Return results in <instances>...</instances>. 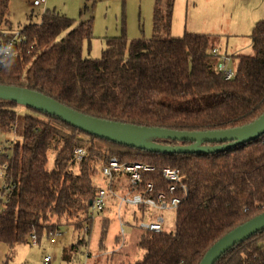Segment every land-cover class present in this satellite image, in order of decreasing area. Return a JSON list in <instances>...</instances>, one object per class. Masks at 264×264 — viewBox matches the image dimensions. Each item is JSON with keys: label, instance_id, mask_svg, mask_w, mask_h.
Returning a JSON list of instances; mask_svg holds the SVG:
<instances>
[{"label": "trees", "instance_id": "obj_1", "mask_svg": "<svg viewBox=\"0 0 264 264\" xmlns=\"http://www.w3.org/2000/svg\"><path fill=\"white\" fill-rule=\"evenodd\" d=\"M172 4L164 0L161 22L159 5L154 11L156 26L165 31ZM8 12L9 0H0V32L12 29ZM21 30L29 51L25 47L21 56L5 60L0 84L40 92L86 115L137 126L211 131L248 124L264 112V19L249 34L251 53L234 55L238 60L229 79L216 68L213 34L185 31L177 38L128 39L122 26L121 34L105 37L100 55L91 57L84 55V46L90 50L92 18L76 23L48 8L38 24ZM210 97V104L201 105ZM17 106L0 99V133L15 129ZM24 107L31 114L22 117L21 134L10 144L12 155H0V166L14 184L0 211V242L8 246L39 242L44 232L59 231L64 220L77 229L89 227L91 202L104 179L102 166L113 156L121 163L152 167L140 170L134 191L151 184L147 194L154 198H181L174 232L141 230L138 245L145 254L130 264H200L220 237L264 212V135L218 153H158L90 135L55 115ZM77 147L83 153L75 158ZM51 149L55 155L48 169ZM166 167L179 170L188 188L185 198L180 189L170 191L171 183L162 175ZM144 207H137L134 221L143 219ZM103 222L107 233L110 217ZM1 264L11 263L6 259ZM213 264H264V228Z\"/></svg>", "mask_w": 264, "mask_h": 264}, {"label": "rangeland", "instance_id": "obj_2", "mask_svg": "<svg viewBox=\"0 0 264 264\" xmlns=\"http://www.w3.org/2000/svg\"><path fill=\"white\" fill-rule=\"evenodd\" d=\"M32 0H9V12L8 19L11 22L12 29H21L24 25L33 24L36 25L40 22V11L44 6L53 7L56 4H60L61 0H47L46 5L44 0H42V5L33 6ZM58 1V3H56ZM70 7L74 6V0H66ZM202 3L196 1L194 7V0H190L189 12L187 18V28L191 31H206L210 30L203 24L204 4L207 0H201ZM58 8V7H57ZM60 9V8H58ZM220 27L218 29L217 43L219 37H223L221 34H228L230 42H235L237 45L245 48L247 51L244 53H251L252 49L249 47V37L248 34L251 31L250 22L256 18L264 19V0H220ZM79 17L77 12L74 16ZM104 19V20H103ZM122 21H124V26L129 38H136V36L144 35L149 36L151 33V22L149 18H142L140 20V25L137 21L128 25L126 20H119L117 17L115 19L114 14L107 15L106 18L101 15L96 17L95 23L93 24V38L90 44V50L88 51V46H84V55L91 57H98L101 50L104 47V36L105 35H120ZM217 31V30H216ZM232 33V34H231ZM236 37V38H234ZM232 52V51H231ZM38 51L36 54H39ZM237 57L233 56L228 65L235 70L237 64ZM213 98H207L201 105L210 104ZM18 113V118L16 121L15 129L9 133H0L1 145L7 147V153L12 155V148L10 144L19 138L22 131V117L24 114H31V112L25 108L23 105L17 106L15 109ZM55 155V150L51 149L48 151V162L47 168L50 169L53 165V159ZM121 185L124 187L125 182L123 177L119 176ZM117 191L116 188H114ZM124 213H126V218L123 220V227L125 234L123 237L124 249L117 250L116 252H106L107 250L114 249L118 246L121 241L120 236H111L107 238V233H104V222L99 220L100 216L103 214H108L113 218L111 223L110 231L114 233L119 231V220L115 214L114 209H110L107 213H95L93 215V222L85 230L80 231V228H75V225L70 223H65L62 221V225L59 227L60 234L50 239L51 234H42L39 242H34L31 240L27 244L8 246L0 242V264L3 260L9 259L11 264H45L44 257L50 256V261L47 264H130L137 260H141L144 257L145 250L138 245V236L141 230L137 227V222L133 220L136 211H133L130 206H125L123 208ZM149 210V209H148ZM150 215L161 214L165 219L163 225V230L166 232H174L175 223V210L166 209L158 210L152 208L149 210ZM82 233L84 239V234H92V242L85 241V245L82 246L83 250L71 251L70 247L77 234ZM115 238L118 239L116 243ZM83 240V239H82ZM113 241V242H112ZM90 244V245H89ZM107 244V245H106ZM115 244V245H114ZM107 246V247H106ZM89 255V257H87Z\"/></svg>", "mask_w": 264, "mask_h": 264}, {"label": "water", "instance_id": "obj_3", "mask_svg": "<svg viewBox=\"0 0 264 264\" xmlns=\"http://www.w3.org/2000/svg\"><path fill=\"white\" fill-rule=\"evenodd\" d=\"M0 99L14 101L19 105L55 115L90 135L150 152L218 153L264 135V112L254 121L230 129L178 131L99 119L73 110L51 97L26 87L0 84ZM156 138L188 141L190 144L167 145L156 142ZM263 228L264 212L220 237L207 250L200 264H213L229 248Z\"/></svg>", "mask_w": 264, "mask_h": 264}, {"label": "crops", "instance_id": "obj_4", "mask_svg": "<svg viewBox=\"0 0 264 264\" xmlns=\"http://www.w3.org/2000/svg\"><path fill=\"white\" fill-rule=\"evenodd\" d=\"M44 1H45L44 4L46 5L47 0H44ZM196 1L200 2V3L203 2L201 0H194V3H193L194 7L196 5ZM73 2H74V6L70 7L66 0H61L60 4H56L55 6H53L51 8H54L58 12L64 13L65 15L72 17V18H75L74 16L78 12L79 17L75 18L76 23L87 20L88 18H92L93 24H94L97 16L101 15L102 17L106 18L107 15H112V14H114L115 19L118 17L119 20L120 19L126 20V23L128 25H130L136 21H137L138 25H140L141 17L144 19L149 18V20L151 22V32H150L151 34L149 36H144V35L136 36V38H140V37H143V38L158 37V38H160V37H165V36L177 38V37H181L185 31L219 35L218 29L220 27V23H219L220 22V16H219V14H220V0H207L204 4V7L201 8V10L204 8V14L202 15V17H203L202 22L204 25L206 24L205 27L207 29H208V27L210 28V30H206L204 32L203 31H191V30H188V28H187V18H188L190 0H173L172 9H171V20H170V25H169L168 31L160 29V26H156V24L154 22V19H155L154 11H155L156 5H159V7H160V9L158 10L159 12H157L158 13V22H161L163 19L164 12H163L162 8L164 6V0H74ZM56 3H58V1H56ZM40 5H42V3ZM40 5H38V6H40ZM57 7L60 9H58ZM48 8L51 9L48 6H44V8L40 11V13H42L43 10L48 9ZM258 20H260V19L256 18L255 20L250 22L251 29H252L254 23ZM122 22H123L122 26L125 28L124 21H122ZM125 33H126V36L128 37V39H132V38H129L128 33L126 32V28H125ZM249 34H248V37H249ZM221 35H223V37H219L218 43L215 46V48L220 53L225 54L227 56H231V55L234 56L237 54H247V52L246 53L243 52L245 50V48L237 45V43H235V42L229 43V40L231 38H233V36H237L236 34H232V37L230 35L229 38H228L229 35L228 34L226 35V33L221 34ZM111 36H117V35H115V34L105 35L103 38L111 37ZM234 38H236V37H234ZM249 40H250L249 41V47H251L250 37H249ZM245 51H247V50H245ZM117 182H118V180H117ZM104 185H105V180L103 179V183H102L101 187H103ZM115 185H117V187H114V188H116L119 191H123L126 188V186L123 187L121 185V182H119L118 184L116 183ZM124 206L120 205L114 196H108L106 207L104 208L103 212H101V213H105V212L109 213L110 209H114L115 214L117 215L119 223H120V221H123L126 218V213H124V210H123ZM131 209H133V211L137 212L136 207H131ZM144 209H145V214H144L143 219L147 218L148 213L146 211L148 209L150 210L152 208L144 207ZM156 215H157V213H156ZM154 216L155 215L151 214V216H149L148 219H153ZM108 217H110L108 214H103L102 217L100 216L99 220L103 221L104 218H108ZM110 219H111V222L109 223V227L107 230V235H108L107 238L109 236H111V239H112L114 236H119V234L117 231V233L115 232L113 235L112 232L110 231V229H111L110 227H111V223L113 222V218L110 217ZM59 234H60V231H57L54 234H51L50 239H53L55 236H57ZM91 235H92L91 233L90 234H84V236L86 238V239H84L82 233L77 234V237H75L73 242H72V244H75L74 250L78 251L77 249H79V248H80L79 250H83L82 249L83 245H85L87 242L91 243L92 242V236ZM85 241H86V243H85ZM115 241L117 243L118 239L115 238ZM123 245H124V243L121 240L117 247H115L114 249L112 248L110 250H107L106 252H109V251L116 252L117 250L123 251V249L125 248ZM120 262L121 261H119L118 264Z\"/></svg>", "mask_w": 264, "mask_h": 264}, {"label": "built area", "instance_id": "obj_5", "mask_svg": "<svg viewBox=\"0 0 264 264\" xmlns=\"http://www.w3.org/2000/svg\"><path fill=\"white\" fill-rule=\"evenodd\" d=\"M31 2L33 6H38L43 1L32 0ZM0 36L2 38L0 39V66L4 65L5 60L10 56H21L25 47L26 52L29 51L27 49V38L21 29L3 30L0 32ZM29 46L32 47V45ZM211 53L218 58L216 68L224 74L226 79L231 78L235 74V70L228 65V62L231 61V57L220 53L216 48H214ZM7 150V147L0 144V155L6 153ZM82 153V149L77 147L74 150V157L78 158ZM7 156H10V154L7 153ZM142 169H152V167L138 162L132 164L121 163L116 157H110L108 162L102 166V175L105 180V185L99 189L95 199L91 202L90 214L93 216L95 213L102 211L106 207L108 196H114L122 206L125 205L137 208L139 205H144L146 208H155L158 210H175L181 200L178 196H172L170 199H166L165 194H158L156 198H154L147 194L152 188L151 184H148L147 188L142 192L133 190L141 180L140 170ZM162 175L165 180L171 183V192L180 189L182 197L185 198L187 196L188 188L182 182L181 174L177 168L166 167L163 169ZM119 176H122L125 182L126 188L123 191H115L113 187L117 180V184L120 182ZM8 179L9 176L5 171V166H0V211L4 208L8 201V195L14 187V184ZM148 211L149 210L146 211L148 213L147 218L139 220L137 222V227L140 230L162 231L165 223L163 216L157 214L153 219H148V217L151 216ZM87 227V224L84 225V227L80 228V231L85 230ZM118 234L123 241L125 234L123 221L119 223ZM34 242L35 241H33V243ZM43 260L44 263L47 264L50 261V256H45Z\"/></svg>", "mask_w": 264, "mask_h": 264}, {"label": "flooded vegetation", "instance_id": "obj_6", "mask_svg": "<svg viewBox=\"0 0 264 264\" xmlns=\"http://www.w3.org/2000/svg\"><path fill=\"white\" fill-rule=\"evenodd\" d=\"M179 144H183V143L179 141Z\"/></svg>", "mask_w": 264, "mask_h": 264}]
</instances>
